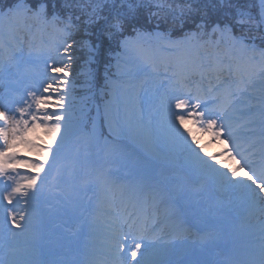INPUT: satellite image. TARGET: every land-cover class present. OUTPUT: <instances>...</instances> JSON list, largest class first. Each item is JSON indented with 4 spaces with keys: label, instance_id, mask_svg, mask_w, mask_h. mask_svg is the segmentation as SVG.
Here are the masks:
<instances>
[{
    "label": "snow or ice",
    "instance_id": "snow-or-ice-1",
    "mask_svg": "<svg viewBox=\"0 0 264 264\" xmlns=\"http://www.w3.org/2000/svg\"><path fill=\"white\" fill-rule=\"evenodd\" d=\"M57 3L58 0H13L7 8H0V22L23 21L25 28L29 21L62 25L58 27L61 42L55 49L56 58L44 60L43 71L18 101L0 103V223L7 231L19 235L12 229L26 231L35 220L42 190L59 170L70 136L79 133L96 139V121H91L92 131L85 133L89 123L85 110H74L77 73L73 65L77 53H84V86L90 88L96 75L87 66L97 62L105 45L110 62L105 65L104 89L112 100L105 103L102 119L110 134L132 138L145 148L156 144L143 124L140 93L144 91V81L139 75H146V69H150L158 81L161 73H170L164 77L168 80L166 90L155 97L166 146L187 156L201 174L214 177L223 191L238 192L249 207L264 210V47L256 44L259 40L264 45V0H260V10L255 15L247 0H182L175 7L164 0H60L62 8L80 9V15L75 16L80 23L74 22L71 12L62 20ZM153 5L156 11H152ZM165 8L169 11L165 12ZM141 9L148 11L149 19L157 18V26L162 21L170 29L183 30L189 24L192 29L176 40L160 32L145 33L138 27ZM81 16L85 17L82 21ZM129 30L135 35H127ZM218 36L226 38L231 49L246 54L248 61L224 59L219 54L209 56L207 53L219 50ZM152 39L177 54L172 64L151 59L145 45ZM257 53L262 61L258 70L249 63ZM23 58L19 44L13 46L0 37V74H11ZM112 68L116 71L111 72ZM197 76L199 81L193 79ZM201 82L207 86L202 87ZM245 95L254 103L240 112L239 97ZM189 121L223 144L225 155L234 165L221 171L223 165L216 156L205 159L207 153L197 151L199 141L184 129ZM40 131L56 147L45 145L39 135L30 138ZM257 136L262 146L258 160L244 147L246 142L251 147ZM22 148L37 154V159L23 158ZM152 154L158 155L155 151ZM20 168L34 174L22 175ZM245 170L246 177L241 178ZM94 179L104 193L97 212L110 221L109 264H158L149 257L147 210L172 198L173 186L147 170L128 181L101 170ZM241 264H264V225L259 240L250 246Z\"/></svg>",
    "mask_w": 264,
    "mask_h": 264
},
{
    "label": "rangeland",
    "instance_id": "rangeland-1",
    "mask_svg": "<svg viewBox=\"0 0 264 264\" xmlns=\"http://www.w3.org/2000/svg\"><path fill=\"white\" fill-rule=\"evenodd\" d=\"M21 29L24 31L23 28ZM29 38L27 33L19 36L17 40L10 38L13 46L19 44L23 48L24 58L18 62V68L13 67L11 74H0V103L18 101L25 90L31 86L34 78L43 71L44 60L49 57L56 58L55 49L61 40L56 43L49 40V47L41 57L39 46H33ZM222 39V41L219 39V44H223L221 47L226 49L217 54L212 50L207 53L209 56L215 57L219 54L224 59L234 57V59L248 61L246 54L231 49L230 42L226 38ZM162 49L168 50L166 52L170 50L164 47ZM170 51L173 53L172 50ZM173 62L174 60L171 59L164 63L172 64ZM261 62L257 53L255 60L249 63L258 70ZM73 70L77 73L76 76L83 75V61L77 59ZM146 72V75H139V79L144 81V91L140 93L142 97L140 110L144 115V127L151 131L156 144L150 148H145L139 141L136 144L142 151L146 150L148 156L153 159L143 156L142 152L136 148L134 151L128 147L130 144L125 140L115 139L110 140L111 143H106L105 159L99 162L98 159L103 150L95 149L96 139L79 133L70 136L59 170L53 173L52 178L42 190L35 213V217L38 216L36 221L34 220L26 231L12 229V232H17L19 235H12L0 223V241L2 237L11 241L10 246L7 247L9 253H5L0 245V264H107L109 257L103 247H107L110 221L107 216L96 212L94 206H98L99 201L104 197L103 191L94 179L97 172L101 170L121 181L132 180L137 173L149 170L151 173H156V176L166 178L173 186L172 198L165 199L154 210H147L145 235L151 243L148 250L149 257L156 260L158 264H196V257L202 264H211L214 262L213 258L221 255L222 249L230 246V243L234 245V250H244L238 247V241L246 240L249 243H256L259 240L260 226L264 224V216L255 215L257 216L255 220L250 219L246 223L241 222L239 213L232 216L233 212L223 208L224 191L214 177L201 174L187 156L178 149L166 146L163 122L157 115L155 97L166 90L168 80L164 77L170 73H161L159 80L155 81L156 74L150 69H146ZM74 79L76 87L78 86L82 91V94L75 99L74 110H78L77 107H83L85 111L90 112L91 108L97 106L96 103L100 104L96 94L97 89L90 87L88 91L87 87L77 83L79 81L77 78ZM195 80L199 81V77ZM213 83L220 82L213 81ZM201 86L206 87L207 84L201 82ZM105 93L109 94V100H112L110 92L106 90ZM256 95L258 96L259 93L257 92ZM253 103L254 101L249 100L246 95L240 96L239 111H247ZM102 107V110L97 109L98 114L101 115H98L99 120L102 119L104 105ZM89 112H85V119L90 123L92 117L86 115ZM92 121H96L97 125V119ZM101 121L103 122V119ZM89 123L85 133L92 131V124ZM184 129L190 130L191 135L199 141L197 151L203 149L207 153L205 159L216 156L222 162L223 167L218 165L221 171L234 165V161L225 155V146L214 140L211 134L201 132L191 121L184 125ZM99 131L100 128L97 125L96 133ZM35 135H39L45 145L56 147L43 131L30 138L34 139ZM185 135L187 136L188 132L185 131ZM188 138L190 140L191 136ZM193 147L196 145L193 144ZM244 147L248 152L256 151L253 158L258 160L262 147L258 136L251 147L247 142ZM153 151L158 155L154 156ZM20 152L23 158L37 159V154L28 149L22 148ZM203 154L201 152V155ZM19 171L22 175L34 174L26 168H20ZM246 172L247 170L240 175L244 173L246 177ZM40 175L43 176L44 173ZM85 189L89 192L85 193ZM192 208L195 210L191 212ZM159 209L162 210V215L164 214L170 229H173L175 225L179 228L188 226L190 228L176 239L163 241L162 237L156 238L157 230L162 225L157 216ZM209 209L212 211L209 212ZM136 211L141 212L140 209ZM250 215V213L247 214L248 218H251ZM181 220L185 223L180 224ZM39 224H41L40 227H38ZM96 227H99V230H95ZM244 230H246L245 234H243ZM92 235L98 237V240H95ZM105 253L107 256H104ZM241 259L243 261L245 258L241 257Z\"/></svg>",
    "mask_w": 264,
    "mask_h": 264
},
{
    "label": "trees",
    "instance_id": "trees-1",
    "mask_svg": "<svg viewBox=\"0 0 264 264\" xmlns=\"http://www.w3.org/2000/svg\"><path fill=\"white\" fill-rule=\"evenodd\" d=\"M12 2H13V0H0V8H7V6L9 4H11ZM81 2H83V0H81ZM164 2L166 4H172V6L175 7L176 3H181L182 0H164ZM247 3L249 4L250 10L252 11V13L254 15L259 12L260 0H247ZM57 11H58L62 20L67 17L69 12H71V13H73L74 22L80 23V21L75 20V16L80 15V9L79 8H74V9L62 8L60 6V0H58ZM140 11H141V22L138 25V27L140 28L141 31H143L145 33L160 32V33H164L166 35H169V37H171L173 39H177V38H181V36L183 35V32H186V31H189L192 29V25H190V24L186 25L183 30L178 29V28L170 29L169 25L163 23L162 21L159 23V26H157V18L156 17H152L151 19H149L148 18V11L146 9H141ZM152 11H156V8L154 5L152 7ZM164 11L167 12L169 10L167 8H165ZM83 19H85V17L81 16V21ZM60 26H62V25H58V27H60ZM126 34L129 36L135 35V33H133L131 30H129L128 33H126ZM150 42H152V40ZM256 42H260V41L257 40ZM77 57H78V60L83 61L84 74L75 76L74 78H77V80H79V81H77L78 84L85 85L87 83V75H86V67H85V60L87 57L82 52L77 53ZM109 62H110V57L108 55L107 47L105 45V46H102L101 51L97 56V62L95 64L87 66V67H90L91 69H93L95 71L96 79L94 82H92L91 87H95L97 89L96 94L98 95L99 103L102 105H105V103L107 101H109V94L107 93L108 95H106L105 92L107 89H104V85H103L105 65L109 64ZM112 62L114 63V61H112ZM110 71L115 72L116 70H115V68H112V69H110ZM81 78H82V80H81ZM87 89H88V91L90 90L89 87H87ZM102 89H103V92H102ZM80 94H82V91L77 86L75 88V92H74L75 98L79 97ZM100 104L98 105V103H96L97 106H95L94 108H91L90 112H89V110H86L85 112H89L86 115H89L90 117H92V120L93 119L98 120V125L100 127V131L102 132L103 138H106L107 136H116V135L110 134L108 126L106 125V123L101 121L102 119L99 120L100 117L98 115H100V114H98L97 109L100 108V110H102V108H103L102 105L100 106ZM75 105H76V103H75ZM80 108L81 107H77L78 110ZM99 121H101V122H99ZM89 124H91V122ZM124 137H126V136H124ZM130 139L132 140V138H130ZM136 142H138V141H136Z\"/></svg>",
    "mask_w": 264,
    "mask_h": 264
},
{
    "label": "bare ground",
    "instance_id": "bare-ground-1",
    "mask_svg": "<svg viewBox=\"0 0 264 264\" xmlns=\"http://www.w3.org/2000/svg\"><path fill=\"white\" fill-rule=\"evenodd\" d=\"M243 172H245V171H243ZM240 177L241 178H245V174L242 173L240 175ZM88 192H89V190L85 189V193H88ZM222 198H223V201L225 203L223 208H228L230 212H233L232 216L236 215V213H239L240 214V220H241L242 223H246L250 219H254L255 220V218H257V216H255V215L264 214V210H262V208L260 206L249 207L243 200H241L240 194L238 192H227V191H224V194H223ZM181 199H183V197H181ZM94 206L96 207V205H94ZM193 210H195V209L192 208L191 212ZM96 211H97V209H96ZM249 213L251 214L250 215L251 218H248V216H247V214H249ZM157 216L159 217V221L162 222V225L160 226L158 232H162V234H165L168 231H175V228L170 230V228L168 227L167 221L165 219L164 214L162 215V210L161 209H159L157 211ZM245 227H247V226H245ZM245 233H246V230H244L243 234H245ZM237 245H238V247L244 248V250L246 252H248L249 249H250V246L252 245V243L246 242V240H240V241L237 242Z\"/></svg>",
    "mask_w": 264,
    "mask_h": 264
}]
</instances>
